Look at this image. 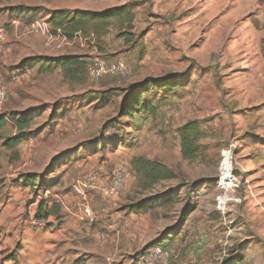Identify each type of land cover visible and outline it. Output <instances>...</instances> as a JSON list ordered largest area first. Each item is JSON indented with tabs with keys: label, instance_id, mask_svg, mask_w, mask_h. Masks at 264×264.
<instances>
[{
	"label": "rangeland",
	"instance_id": "obj_1",
	"mask_svg": "<svg viewBox=\"0 0 264 264\" xmlns=\"http://www.w3.org/2000/svg\"><path fill=\"white\" fill-rule=\"evenodd\" d=\"M73 1L90 4L92 13L116 14L90 25L98 31L94 46L80 44L90 57L125 61L131 74L97 82L86 70L78 80L65 81L29 74L30 17L19 8H33L30 23L47 35L45 20L52 13L47 8L58 2L0 0V16L19 19L24 31L14 37L0 20L7 32L0 54V92L4 88L6 97L0 116L8 121L0 132V186L26 187L20 178L42 169L41 155L71 148L65 146L69 142H88L89 148H74L82 153L69 167L72 185L103 164L109 174L123 164L131 176L115 204L178 197L130 216L132 258L159 244L170 254L167 264H264V0H65V5ZM49 37L48 47L68 43ZM146 79L172 86L143 95L155 111L123 117L126 89ZM77 83L81 90H74ZM26 113L34 116L33 126L23 131L27 139L5 148L6 139L21 134L14 120ZM190 122L199 124L203 138L196 158L187 160L180 130ZM229 150L235 186L224 191L217 182ZM138 157L166 165L176 177L142 190L132 167ZM33 199L40 202L39 196ZM33 202L28 197L27 216ZM185 212L190 214L184 217Z\"/></svg>",
	"mask_w": 264,
	"mask_h": 264
},
{
	"label": "crops",
	"instance_id": "obj_2",
	"mask_svg": "<svg viewBox=\"0 0 264 264\" xmlns=\"http://www.w3.org/2000/svg\"><path fill=\"white\" fill-rule=\"evenodd\" d=\"M38 2L46 0H29L31 4ZM56 2L57 5H49L47 8L52 13L93 10L90 4L81 5L77 1H73L70 6L65 5V0ZM52 13L45 20L47 22L44 26L50 29L49 32L47 29V35L36 31V24L30 23L32 15H29V47L26 48L29 50V74L56 75L63 81L67 78L78 80L80 71L77 74H71L69 70L65 72L63 60L77 57L89 60L90 56L83 51L80 42L88 41L94 46L95 35L92 32L86 36L77 33L62 48L46 46L48 37L55 36L51 34L52 27L48 23ZM0 20L5 21L8 28L12 29L14 37L16 32H24L20 28L19 19L9 18L8 14H4L0 16ZM20 36L27 37L26 34ZM89 49L92 48L88 46ZM77 84H74V90H81V83ZM30 126H33V121ZM65 146L71 148L62 152L50 151L49 155L40 156L42 169L29 174L31 178L24 185L26 187L0 186V264H137L138 257L132 258L133 248L129 245L130 227L134 221L130 216L133 213H128L124 206L100 198L95 193H90L85 201L72 189L71 182L75 173L69 167L82 153L74 148L78 146L86 149L91 143L69 142ZM67 163L68 166L65 165ZM101 170L106 173L105 181L108 184V176L113 173L109 174L106 164L101 166ZM45 194L50 197L42 198ZM36 196L40 197V202H33V197ZM28 197L29 203H35L37 212L43 202L42 219L45 220V227L42 229L34 228L29 221L26 208ZM85 205H89L94 212V221L85 218Z\"/></svg>",
	"mask_w": 264,
	"mask_h": 264
},
{
	"label": "trees",
	"instance_id": "obj_3",
	"mask_svg": "<svg viewBox=\"0 0 264 264\" xmlns=\"http://www.w3.org/2000/svg\"><path fill=\"white\" fill-rule=\"evenodd\" d=\"M24 10V15H32L35 11L33 8H19ZM39 9V8H37ZM35 14V13H34ZM21 13L16 17H20ZM120 15V14H118ZM112 16H116L115 13H92L84 11H56L52 13L51 18L48 23L51 24L52 30L51 34L55 36H61L66 38L68 41H72L75 38L77 33L86 36L91 32L95 35L98 34V31L95 27L90 26L96 21L107 22L111 19ZM34 18L32 15L31 19ZM88 65V60L86 58L77 57V58H65L62 63V67L65 69V72L71 74H77L80 71L83 72L86 70ZM87 71V70H86ZM172 84L161 85L158 82L150 79H146L141 83L134 84L130 86L125 91V102L120 110V113L123 117H134L135 115H141L146 110L155 111L154 106H147L145 104L143 95L150 93L153 89H161L165 87H170ZM34 116L32 113H26L25 115L20 116L14 120L15 127L20 131L19 136L11 137L5 140L3 146L5 148H16L20 143L27 139L23 131L31 125ZM8 125V121L5 117L0 116V132L5 129ZM181 136V151L184 159L192 160L195 159L198 152V142L203 138V132L201 127L197 122H190L186 124L180 130ZM133 171L136 174V177L139 181V187L142 190H149L161 183L166 179L175 178L174 172L169 169L166 165L149 160L143 157H138L133 160L132 163ZM1 168V167H0ZM31 175L26 174L21 176V180L25 181V184L29 182ZM24 184V185H25ZM178 199L177 196H167L166 198H146L138 202H135L130 205L124 206V209L128 213L135 214H145L152 210H156L162 207H165L168 204H173ZM43 202L40 203L38 217H43L42 212ZM190 213L185 212L184 217H187ZM172 234L167 237V240L172 239ZM165 239L160 244L165 243ZM159 245V244H158ZM166 245H164L165 247ZM152 248V247H151ZM240 262L237 261V263Z\"/></svg>",
	"mask_w": 264,
	"mask_h": 264
},
{
	"label": "built area",
	"instance_id": "obj_4",
	"mask_svg": "<svg viewBox=\"0 0 264 264\" xmlns=\"http://www.w3.org/2000/svg\"><path fill=\"white\" fill-rule=\"evenodd\" d=\"M36 25L34 28L36 29ZM41 28V25H39ZM58 37L63 40H68L64 37L58 35ZM7 43V32L4 28L0 27V54L3 53L4 47ZM90 62L87 65V74L92 81H100L103 78L111 76L129 77L131 74L130 67L123 60L106 61L100 56L93 55L89 58ZM5 91L4 88L0 92V102L5 101ZM231 154L232 151H224L223 159L228 158V162L231 164ZM224 162V161H223ZM230 173L229 182L231 186L224 185L221 183V178H219L217 184L218 187L224 191H229L235 186V178L232 173ZM222 175V171H221ZM131 174L126 169L123 164L116 166L113 172V176L110 183H106V178L101 170H92L86 175L78 178L72 185L74 193L87 200L90 193H95L96 195L104 198L105 200L116 202L123 195L127 184L129 183ZM221 177V176H220ZM38 212L35 208V203L29 206L28 218L31 225L36 229H42L45 227V220L38 217ZM84 216L89 221H94L96 216L89 205L84 206ZM170 260V254L164 246L155 245L148 252L142 256H138L137 264H167Z\"/></svg>",
	"mask_w": 264,
	"mask_h": 264
},
{
	"label": "bare ground",
	"instance_id": "obj_5",
	"mask_svg": "<svg viewBox=\"0 0 264 264\" xmlns=\"http://www.w3.org/2000/svg\"><path fill=\"white\" fill-rule=\"evenodd\" d=\"M225 161V160H224ZM231 164L230 161L228 162V159L226 162L222 163L221 166V171H222V175H221V183L224 185H228L231 186L232 184L229 182V178H230V173H231ZM222 201H225L224 199Z\"/></svg>",
	"mask_w": 264,
	"mask_h": 264
}]
</instances>
